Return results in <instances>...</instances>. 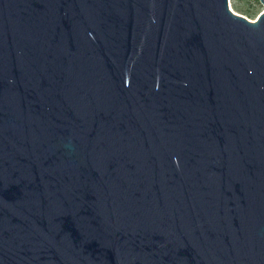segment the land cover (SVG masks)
<instances>
[{
    "label": "water",
    "instance_id": "95a60500",
    "mask_svg": "<svg viewBox=\"0 0 264 264\" xmlns=\"http://www.w3.org/2000/svg\"><path fill=\"white\" fill-rule=\"evenodd\" d=\"M0 264H264V9L0 0Z\"/></svg>",
    "mask_w": 264,
    "mask_h": 264
},
{
    "label": "rangeland",
    "instance_id": "374dc122",
    "mask_svg": "<svg viewBox=\"0 0 264 264\" xmlns=\"http://www.w3.org/2000/svg\"><path fill=\"white\" fill-rule=\"evenodd\" d=\"M239 5L240 7H243V8H250L251 6V4H245V3H243V2H239L238 0H230V5H231V7L233 8V10L235 11V12H237V13H240V14H243V15H245V16H247L248 18H250V19H252V20H256L257 19V17H258V15L263 11V9H264V5L260 2V6H259V9H258V11H257V13L255 14V15H253V16H250L248 13H246L245 11H243V10H240V9H238L237 7H236V5Z\"/></svg>",
    "mask_w": 264,
    "mask_h": 264
},
{
    "label": "trees",
    "instance_id": "16d2710c",
    "mask_svg": "<svg viewBox=\"0 0 264 264\" xmlns=\"http://www.w3.org/2000/svg\"><path fill=\"white\" fill-rule=\"evenodd\" d=\"M238 1L243 2L245 4H251L250 5L251 7L247 9L235 4L238 9L245 11L250 16L255 15L259 9V6L261 5L260 4L261 0H238Z\"/></svg>",
    "mask_w": 264,
    "mask_h": 264
}]
</instances>
